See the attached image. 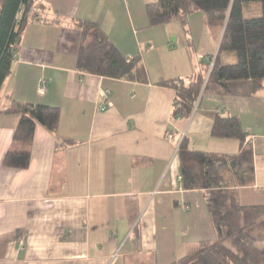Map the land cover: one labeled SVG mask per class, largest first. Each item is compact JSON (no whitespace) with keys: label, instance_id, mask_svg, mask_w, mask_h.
<instances>
[{"label":"crops","instance_id":"crops-1","mask_svg":"<svg viewBox=\"0 0 264 264\" xmlns=\"http://www.w3.org/2000/svg\"><path fill=\"white\" fill-rule=\"evenodd\" d=\"M37 1L0 110L12 99L58 106L57 134L76 142L37 124L30 143L14 148L29 151L28 166L8 167L19 116L0 111V264H168L212 239L206 194L182 187L177 146L184 136L192 151L236 153V140L210 135L216 115L236 116L252 144L254 183L236 188L239 203L264 205V88L248 97L207 92L189 118H172L175 92L157 84L188 78L215 53L220 36L200 11L149 27L145 5L155 0ZM79 20L139 56L147 82L78 71Z\"/></svg>","mask_w":264,"mask_h":264},{"label":"trees","instance_id":"trees-1","mask_svg":"<svg viewBox=\"0 0 264 264\" xmlns=\"http://www.w3.org/2000/svg\"><path fill=\"white\" fill-rule=\"evenodd\" d=\"M33 0H0V90L10 74L25 15L21 7ZM39 8V5H38ZM40 10V8H39ZM148 26L173 21L185 23L190 14L200 11L220 39L210 60L186 79H162L157 84L175 92L172 118H189L204 93L248 97L264 88V0H155L145 5ZM35 16V15H33ZM81 43L76 69L81 73L147 82V72L139 56L126 57L101 26L91 20L76 22ZM230 55L231 61H224ZM17 113L11 147L3 158L8 167L25 168L27 149L37 124L55 134L63 143L76 140L57 134L58 106L11 100L0 110ZM214 138L234 139L239 149L234 154L192 151L183 136L178 141L180 180L187 190L201 189L206 194L208 216L214 229L212 239L168 264H264V205H241L236 188L254 183L253 148L249 133L236 116L216 115L210 130Z\"/></svg>","mask_w":264,"mask_h":264},{"label":"built area","instance_id":"built-area-1","mask_svg":"<svg viewBox=\"0 0 264 264\" xmlns=\"http://www.w3.org/2000/svg\"><path fill=\"white\" fill-rule=\"evenodd\" d=\"M38 12H39L38 1L33 0L27 6L21 7L18 16L20 17L23 15H36L38 14ZM44 89H45V81L43 80L41 81L39 85V92H43ZM104 108H105V105L100 106V109H104Z\"/></svg>","mask_w":264,"mask_h":264},{"label":"rangeland","instance_id":"rangeland-1","mask_svg":"<svg viewBox=\"0 0 264 264\" xmlns=\"http://www.w3.org/2000/svg\"><path fill=\"white\" fill-rule=\"evenodd\" d=\"M170 40H172V38H171ZM212 54H213V53H212ZM212 54H210V55L208 56V60H210V56H211Z\"/></svg>","mask_w":264,"mask_h":264}]
</instances>
